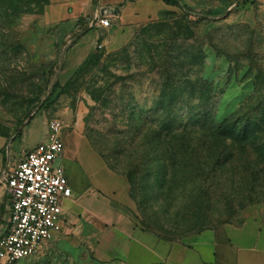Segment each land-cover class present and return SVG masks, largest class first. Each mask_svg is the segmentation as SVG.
<instances>
[{"label":"rangeland","instance_id":"obj_1","mask_svg":"<svg viewBox=\"0 0 264 264\" xmlns=\"http://www.w3.org/2000/svg\"><path fill=\"white\" fill-rule=\"evenodd\" d=\"M104 1L0 0V137L17 138L10 154L61 121L62 162L86 149L127 187L138 227L165 242L255 217L264 209L258 5L200 19L138 0V25L117 27L104 13L111 24L101 29L92 21ZM4 155L6 167L8 147ZM19 264L96 263L47 244Z\"/></svg>","mask_w":264,"mask_h":264},{"label":"crops","instance_id":"obj_2","mask_svg":"<svg viewBox=\"0 0 264 264\" xmlns=\"http://www.w3.org/2000/svg\"><path fill=\"white\" fill-rule=\"evenodd\" d=\"M178 1L180 8L166 5L163 9L189 11L193 16L212 18L226 16L237 8L256 3L264 17V0ZM137 2L105 0L95 14L111 15L117 27L138 25L143 19H138ZM115 6H120L118 11L113 9ZM152 15H146L145 19ZM46 137L47 125L43 141ZM20 138H24L23 134ZM16 139L0 137V173L12 168L24 153L39 144L24 147L20 140L14 154H10ZM6 147L8 162L5 167ZM86 151L78 147L74 160L66 159L64 164V150L60 164L72 195L62 203L61 231L48 244H58L67 250L78 249L96 264H264V209L240 225L226 224L205 231L190 243L165 242L138 227L128 210L131 205L127 187L106 170L102 162L91 159ZM7 218L6 197L0 189V237L6 231Z\"/></svg>","mask_w":264,"mask_h":264},{"label":"built area","instance_id":"obj_3","mask_svg":"<svg viewBox=\"0 0 264 264\" xmlns=\"http://www.w3.org/2000/svg\"><path fill=\"white\" fill-rule=\"evenodd\" d=\"M94 25L108 28L104 12L95 14ZM63 124H47V137L0 173L6 197L7 227L0 237V264H19L37 257L61 231L62 203L72 195L61 162L64 156Z\"/></svg>","mask_w":264,"mask_h":264},{"label":"trees","instance_id":"obj_4","mask_svg":"<svg viewBox=\"0 0 264 264\" xmlns=\"http://www.w3.org/2000/svg\"><path fill=\"white\" fill-rule=\"evenodd\" d=\"M163 4H165V5H167V6H171V7H175V8H180V2L178 1V0H160ZM184 13H186L188 16H193L192 14H190V12L189 11H185ZM194 17H196V18H200V19H202V18H208V15H205V16H199V15H195ZM22 124H23V122L20 124V127L22 126ZM249 127H250V125H248V126H245V130L247 131V130H249ZM244 130V131H245ZM236 131H237V129L235 130V133H233V135H232V137H240L239 136V133H236ZM243 131V132H244ZM242 136H241V138H242V140H247V138H246V136H247V134H245V133H242L241 134ZM21 136V133L19 134V137ZM18 137V138H19Z\"/></svg>","mask_w":264,"mask_h":264},{"label":"water","instance_id":"obj_5","mask_svg":"<svg viewBox=\"0 0 264 264\" xmlns=\"http://www.w3.org/2000/svg\"><path fill=\"white\" fill-rule=\"evenodd\" d=\"M29 120V119H28Z\"/></svg>","mask_w":264,"mask_h":264}]
</instances>
